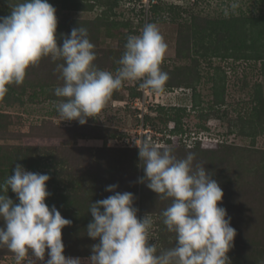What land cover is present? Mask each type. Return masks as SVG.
Instances as JSON below:
<instances>
[{"label":"rangeland","instance_id":"374dc122","mask_svg":"<svg viewBox=\"0 0 264 264\" xmlns=\"http://www.w3.org/2000/svg\"><path fill=\"white\" fill-rule=\"evenodd\" d=\"M20 2L0 0V16ZM233 2L159 0L156 10L139 11L129 0H49L57 9L58 45L74 27L86 28L100 70L115 74L128 36L147 23L157 25L168 46L162 92L125 81L84 125L63 121L57 111L62 59L43 57L22 84L8 85L0 96V184L17 164L50 176L45 202L72 221L62 230L65 256L92 254L99 240L86 235L90 206L113 195L106 191L113 184L134 194L138 218L151 217L148 243L158 252L175 246L176 234L162 216L171 198L138 182L145 175L135 146L141 137L177 158L194 153L193 164L204 165L219 183L218 206L237 232L226 264H264V0H238L235 12ZM0 194L18 203L11 189ZM0 264H15L7 247L0 248Z\"/></svg>","mask_w":264,"mask_h":264},{"label":"clouds","instance_id":"9594fccd","mask_svg":"<svg viewBox=\"0 0 264 264\" xmlns=\"http://www.w3.org/2000/svg\"><path fill=\"white\" fill-rule=\"evenodd\" d=\"M9 4L10 15L0 16V96L8 85L22 84L27 69L49 56L63 60L57 65L63 84L54 90L63 98L56 105L63 121L86 124L125 81L140 80L142 89L164 90L169 76L160 65L168 46L156 24L147 23L139 35L128 36L120 67L113 74L93 64L95 46L86 28L74 27L58 45L57 9L49 0ZM239 6L234 0L231 10ZM135 146L145 174L138 182L172 200L162 216L167 229L176 234L174 247L158 252L156 244L148 243L151 217L138 218L134 194L116 191L118 185L113 184L106 187L113 195L90 206L93 219L86 235L99 240L92 245V254L65 256L62 230L72 221L45 202L51 195L50 176L17 164L0 184V193L11 189L18 198L17 203L0 194V220L5 222L0 227V248L14 253L15 264L26 258L27 264H226L237 232L226 208L218 206L224 196L219 183L204 165L193 164L192 152L177 158L171 148L161 149L150 138Z\"/></svg>","mask_w":264,"mask_h":264},{"label":"trees","instance_id":"16d2710c","mask_svg":"<svg viewBox=\"0 0 264 264\" xmlns=\"http://www.w3.org/2000/svg\"><path fill=\"white\" fill-rule=\"evenodd\" d=\"M127 1H128V0H127ZM129 1H132V3H134V8H133V10H136V9H137V7H135L136 4L139 5V7H138V8L140 9L139 11H143L144 9H146L145 4L142 2V0H129ZM159 6H160L159 3L153 4L152 7H151L149 10L154 11V10H156L157 8H159Z\"/></svg>","mask_w":264,"mask_h":264},{"label":"built area","instance_id":"2783aa9c","mask_svg":"<svg viewBox=\"0 0 264 264\" xmlns=\"http://www.w3.org/2000/svg\"><path fill=\"white\" fill-rule=\"evenodd\" d=\"M159 0H142V2L145 4V7L147 9H150L153 4L158 3ZM140 142H142V138L140 137Z\"/></svg>","mask_w":264,"mask_h":264}]
</instances>
